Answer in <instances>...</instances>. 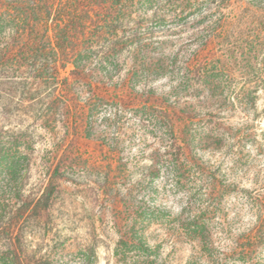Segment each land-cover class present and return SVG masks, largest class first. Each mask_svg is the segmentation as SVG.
Instances as JSON below:
<instances>
[{
    "label": "rangeland",
    "instance_id": "obj_1",
    "mask_svg": "<svg viewBox=\"0 0 264 264\" xmlns=\"http://www.w3.org/2000/svg\"><path fill=\"white\" fill-rule=\"evenodd\" d=\"M171 2L167 24L144 0L117 7L116 30L89 34L92 79L76 92L39 76L35 61L0 58V147L11 154L0 162V264L11 247L2 228L44 191L72 134L73 103L91 140L52 208L25 212L11 233L22 232L31 264H264V76L258 99L249 96L264 62L258 23L233 4ZM12 26L0 51L15 41ZM222 28L226 55L212 40ZM210 60L219 67L207 77L199 68ZM126 90L141 103L121 100ZM153 94L191 107L180 129L144 107ZM136 235L155 251L135 246Z\"/></svg>",
    "mask_w": 264,
    "mask_h": 264
},
{
    "label": "trees",
    "instance_id": "obj_2",
    "mask_svg": "<svg viewBox=\"0 0 264 264\" xmlns=\"http://www.w3.org/2000/svg\"><path fill=\"white\" fill-rule=\"evenodd\" d=\"M133 1L135 0H0V31L5 24L13 23L14 31L12 34L15 39L11 47L5 46L0 51V58H5L6 61H11L15 65L31 60L35 61L39 76L50 72L56 87L60 84L61 89L70 92L72 88L76 92V84L80 83L81 79L89 82L92 79V74L86 69L85 63L93 46L89 34L91 36H101L112 33L113 30L117 29L114 23L118 22L120 18H125L124 16H114L116 8ZM144 2L152 7L155 5L153 16L163 23L167 24L170 22L169 18H173V3L171 0H144ZM204 3L215 5L217 8L233 4V6L243 9L244 12H249L246 22L249 25L253 22L258 23L254 37H256L255 39L259 44L264 45V0H205ZM174 12L176 11L174 10ZM243 13L242 16H244ZM222 29L216 30V35L212 36V40L218 38V42H215L218 45L217 51H221V55H226V49L220 40L225 34V29L224 31ZM251 31L250 28L248 32ZM115 49L114 46L113 50ZM214 62L215 60H210V62L204 63L199 68L200 73L212 77V73L215 72L214 68L219 67L215 66ZM247 62H251V57L247 58ZM69 65L74 66L70 70V74L75 76V82L69 80L68 76L70 74L58 81L57 76L60 71L68 70ZM263 72L264 62L261 63L260 71L257 72V78L253 80L255 83L250 84L253 86L249 87V96L252 100L258 99L256 93L259 91L260 86L257 85V82L264 76ZM119 97L121 100L133 104L141 103V100L128 90L120 94ZM73 99L71 98V101ZM155 102L158 105L154 104ZM70 106L73 109L72 105ZM73 106L70 140L60 154L44 191L35 202L24 204V207L19 211L20 214L14 216L13 219H16L14 224L13 221H10L8 225L2 228L3 233L10 235L11 238V247L8 248L9 264H31L30 256L24 247L22 232L18 230L14 237L11 233L14 232L17 223L25 212L30 211L41 215L52 208L63 181L68 180L73 174L77 162L83 154L86 142L91 140L87 133L88 126L91 123L88 116L85 118L84 114L77 111L75 103H73ZM144 107L150 109L157 107L160 109L173 131L181 128L183 114L190 117L191 107L182 106L176 101L173 102L165 95H150L144 101ZM9 159H11L10 152H6L0 147V162H9ZM200 228V232L204 233L205 226L202 223L197 225L196 231L198 232ZM132 243L148 255L155 251L154 246L144 235L133 236Z\"/></svg>",
    "mask_w": 264,
    "mask_h": 264
}]
</instances>
